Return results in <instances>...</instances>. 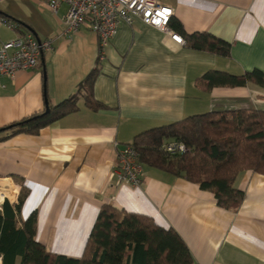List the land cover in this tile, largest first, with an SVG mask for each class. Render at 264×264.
Masks as SVG:
<instances>
[{"label":"crops","instance_id":"crops-1","mask_svg":"<svg viewBox=\"0 0 264 264\" xmlns=\"http://www.w3.org/2000/svg\"><path fill=\"white\" fill-rule=\"evenodd\" d=\"M160 1L173 8L175 33L211 34L230 45L229 54L178 44L138 19L120 23L101 47L85 28L63 34L65 4L54 13L44 0H0V44L28 32L51 42L33 69L0 75V129L44 110L46 101L56 108L74 97L77 108L35 134L0 130V209L26 189L17 220L36 212L35 240L70 257L81 256L99 208L109 203L176 231L193 264H264L263 174L236 177L244 192L236 211L159 169L144 166L138 186L117 177L118 149L144 130L212 110L264 109V87L197 84L210 69L264 74V0Z\"/></svg>","mask_w":264,"mask_h":264},{"label":"trees","instance_id":"trees-1","mask_svg":"<svg viewBox=\"0 0 264 264\" xmlns=\"http://www.w3.org/2000/svg\"><path fill=\"white\" fill-rule=\"evenodd\" d=\"M171 25V21H170ZM184 43L198 50L227 56L230 45L208 33L187 34L179 28ZM93 74V73H92ZM86 80L87 103L91 107V85ZM197 84L212 87H236L254 84L264 87V74L254 69L242 74L210 69ZM12 122L0 130L35 134L53 119L75 111V99L50 107ZM98 106V105H96ZM55 108V112L52 110ZM169 140L185 144L183 153L171 154L163 149ZM139 161L197 184L214 194L218 206L236 211L244 192L234 186L236 177L250 170L264 175V109L242 108L212 110L181 120L155 126L136 134L132 141ZM27 190L20 189L17 203L4 200L0 209V254L3 264H193L183 239L173 229L158 226L150 216L127 212L112 204H103L96 215L80 257L49 251L35 240L36 212L17 220Z\"/></svg>","mask_w":264,"mask_h":264},{"label":"built area","instance_id":"built-area-1","mask_svg":"<svg viewBox=\"0 0 264 264\" xmlns=\"http://www.w3.org/2000/svg\"><path fill=\"white\" fill-rule=\"evenodd\" d=\"M44 2L54 13L61 4L67 6L62 16L63 34L67 37L85 28L97 35L99 45L103 47L114 36L120 23L131 24L138 19L167 35L172 41L184 44V39L170 26L173 8L160 0H44ZM2 22L10 28L15 27L14 22L6 18H2ZM50 49V40H39L29 32L0 44V75L12 77L17 71L33 69L42 54ZM119 145L118 142H114L116 148ZM163 149L176 154L185 152L187 147L181 141L169 140ZM117 159L119 181L138 186L142 182L144 165L139 161L138 151L132 142L120 146Z\"/></svg>","mask_w":264,"mask_h":264},{"label":"water","instance_id":"water-1","mask_svg":"<svg viewBox=\"0 0 264 264\" xmlns=\"http://www.w3.org/2000/svg\"><path fill=\"white\" fill-rule=\"evenodd\" d=\"M44 74H45V73H44ZM48 109H49V108H48V105L46 104V105H45V112L48 111Z\"/></svg>","mask_w":264,"mask_h":264}]
</instances>
